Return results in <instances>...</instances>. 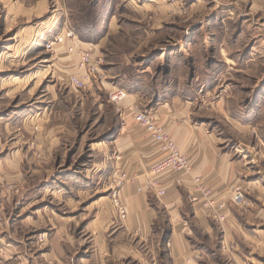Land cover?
I'll use <instances>...</instances> for the list:
<instances>
[{"label": "rangeland", "instance_id": "374dc122", "mask_svg": "<svg viewBox=\"0 0 264 264\" xmlns=\"http://www.w3.org/2000/svg\"><path fill=\"white\" fill-rule=\"evenodd\" d=\"M64 28L101 58L102 82L80 90L69 85L73 66L64 71L59 63L69 53L45 48ZM126 57L130 69L122 72ZM146 67L181 86L169 95L179 99L171 106H201V121L232 143L248 141L213 106H264V0H0V214L14 235L0 233V262L28 264L18 249L24 241L41 256L39 264H143L122 254L124 239L112 227L109 253L99 259L94 230L101 214L122 222L112 197L125 172L114 153L119 128L137 124L135 103L153 110L141 97L128 101V94L112 102L108 92L127 90L115 73L146 74ZM258 157L264 172V155ZM192 238L193 252L182 264H238L198 229ZM165 241L139 242L136 252L147 264H169ZM249 243L238 250L240 258L264 264V249ZM196 244L211 250L209 261Z\"/></svg>", "mask_w": 264, "mask_h": 264}, {"label": "crops", "instance_id": "0c3cea01", "mask_svg": "<svg viewBox=\"0 0 264 264\" xmlns=\"http://www.w3.org/2000/svg\"><path fill=\"white\" fill-rule=\"evenodd\" d=\"M221 43H223L222 40L219 44ZM71 54L59 58L60 66L64 71L69 70L71 66L75 70L78 55L75 52ZM129 62L130 60L126 57L122 72L128 71L125 68H129ZM148 68L145 69L146 74L143 70L133 68L132 72L126 74L117 72L115 76L119 77L117 81L120 85L128 90H126L128 101L141 97L143 102L157 113L160 123L169 136L190 159L191 170L188 173L179 174L181 184L175 182L176 174L163 175L161 185L165 188V194L162 196H156L147 191L144 188L143 175L160 158L161 153L158 146L133 120H129L126 127L119 128L120 135L114 139V153L119 156L116 163L128 176H137L144 189L141 192L137 191V181H126L122 185L120 195L127 213L122 222L101 214L99 224L94 230L99 259H103L109 253L108 232L112 227L113 231L119 229L118 235L121 234L124 239L118 246L126 257H137L143 264H147L148 261L144 255L136 252L137 244L144 242L145 245H152L154 239L160 237L166 239L165 250L169 264H182L184 258L189 257L193 252L192 240L194 238L192 237L195 229H198L203 232L204 236H207L208 240L216 243L218 250L227 253L233 261H237L238 264H248L237 253L243 247L244 241L246 243V240H250L249 245L252 248L261 251L264 249V172L256 164V160L259 159L258 154L264 155V133L261 129L264 106H252L249 109L241 106H235L236 108L213 106L214 111L221 113L220 115L239 136L249 139L237 142L235 140L232 143L231 139L223 136L209 122L200 120L201 117L198 114L202 110L201 106H171L178 103L179 99L169 97V95L180 94L182 90L177 88L178 90L174 92V87L181 86L167 81L165 78L169 76L168 73L164 74V78L154 76ZM161 78L163 80H160ZM251 110L252 113L249 115L247 111ZM45 114H42L44 121L46 120ZM6 120L9 119L6 118ZM104 169L105 166H102L99 170L104 173ZM195 177H200L216 192L226 196V192L233 185L242 184L249 190L246 196L248 195L247 199L252 206L240 208L228 201L227 220L224 224H220L206 214L199 202L190 200V194L194 192ZM44 187L45 191L61 190L53 186ZM104 205H107L106 200H103ZM64 228L65 224L62 223L55 229V234L56 232L60 234ZM106 231L107 234H105ZM0 233H4L10 239L14 238L8 226V219L2 215L0 216ZM169 242L170 247L167 246ZM54 243L59 245V241L55 240ZM228 244V251H224ZM196 248L203 250L207 260H210L211 250H205L197 244ZM18 249L22 257H28V264H39L38 257L41 256L27 247L26 242L20 241Z\"/></svg>", "mask_w": 264, "mask_h": 264}, {"label": "built area", "instance_id": "2783aa9c", "mask_svg": "<svg viewBox=\"0 0 264 264\" xmlns=\"http://www.w3.org/2000/svg\"><path fill=\"white\" fill-rule=\"evenodd\" d=\"M67 41L69 42L66 43ZM79 43H81L80 39L72 30L67 28L45 42V48L48 50L63 51L69 54L77 53L78 60L74 66L75 70L68 76V83L75 90L84 89L94 81L102 82L105 79L104 74L101 73V58L92 51V48L88 46L80 47ZM108 93L110 101L115 103L124 100L128 94L124 88L120 87L113 88ZM130 110L137 125L147 132L149 138L158 146L161 153L160 158L143 175L144 188L156 196H162L165 194V188L161 185V177L170 173L176 174L175 182L180 184L179 174H185L191 170L190 159L169 136L154 110L145 109L139 103L132 105ZM126 181H137V191H143L142 182H139L137 176H128L125 172L119 173L118 185L122 186ZM194 183V192L190 194V200L199 202L206 214L220 224H224L227 220L226 208L228 201L237 207H246L249 204L246 191L240 185H233L226 192V196L216 192L211 185L204 183L200 177H195ZM112 197L118 217L124 220L127 213L125 204L121 199L120 190L114 191Z\"/></svg>", "mask_w": 264, "mask_h": 264}]
</instances>
